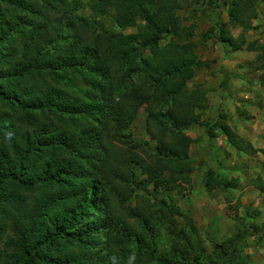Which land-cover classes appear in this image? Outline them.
<instances>
[{"label": "trees", "instance_id": "trees-1", "mask_svg": "<svg viewBox=\"0 0 264 264\" xmlns=\"http://www.w3.org/2000/svg\"><path fill=\"white\" fill-rule=\"evenodd\" d=\"M89 6L97 16L113 8L120 29L138 31H99L78 12L82 0H0V264H102L95 234L103 229L120 264L132 254L121 242L132 235L136 264H205L201 250L188 261L189 250L178 244L175 261L142 250L156 243L157 210L146 214L130 204L134 166L155 187L184 180L193 168L186 129L202 123L208 99L188 86L204 62L197 60L192 28L177 23L181 3L89 0ZM255 6L232 0L231 25L249 27ZM167 35L186 41L160 45ZM220 38L236 49L246 43L247 50H261L257 64L264 70V47L224 32ZM260 77L264 84V71ZM80 80L85 89L76 85ZM143 106L155 151L127 133ZM217 126L238 150L251 147L224 122L206 126L210 137ZM207 180L212 187L232 185L211 171ZM256 185L264 191L261 181ZM240 233L235 243L245 240ZM227 258L219 246L210 264Z\"/></svg>", "mask_w": 264, "mask_h": 264}, {"label": "rangeland", "instance_id": "rangeland-1", "mask_svg": "<svg viewBox=\"0 0 264 264\" xmlns=\"http://www.w3.org/2000/svg\"><path fill=\"white\" fill-rule=\"evenodd\" d=\"M82 1L85 7L78 12L88 17L99 31H138V26L120 29L113 8L97 16L92 13L89 0ZM179 2L177 23L192 28L191 39L196 43L197 60L204 62L196 68L188 86L204 91L208 107L202 111V123L186 129L192 138L189 155L193 168L186 174L189 181L184 179L170 186L155 187L147 181L142 169L134 166L131 206L141 208L146 214H149V208L157 210L151 218L156 243L140 248L156 249L157 255L175 261L177 256L173 246L178 244L189 250L188 261L194 258L197 250H201L205 264H210L215 249L222 246L231 259L227 258L229 263L218 259V264H264V191L256 185L260 181L264 184V84L260 79L264 70L257 64L262 51L247 50L246 43L236 49L220 38V33L224 32L264 47V0H255L257 15L247 28L231 25L229 9L232 0ZM137 24L143 25L144 22L138 19ZM171 40L186 41L167 35L160 45ZM76 85L82 89L86 87L81 80ZM146 116L143 106L127 133L134 142L145 143L150 151H155L157 142L147 132ZM218 122L230 125L251 147L246 151L238 150L218 126L215 127V137H210L206 126ZM209 171L217 179L232 185L212 187L207 180ZM163 207L172 208L174 214L164 215L161 213ZM129 223L138 226L133 218H129ZM240 232L246 238L235 243L234 237ZM95 235L99 239L98 259L105 264L111 255L105 245L108 233L103 229ZM121 244L132 253L139 250L133 235L128 243ZM235 246L239 251L233 253Z\"/></svg>", "mask_w": 264, "mask_h": 264}, {"label": "clouds", "instance_id": "clouds-1", "mask_svg": "<svg viewBox=\"0 0 264 264\" xmlns=\"http://www.w3.org/2000/svg\"><path fill=\"white\" fill-rule=\"evenodd\" d=\"M13 136L14 133L9 131L6 133L5 138L9 143H11ZM136 261H137V255L135 253H132L127 257L125 264H136ZM105 264H120V258L117 255L112 254L107 257Z\"/></svg>", "mask_w": 264, "mask_h": 264}]
</instances>
